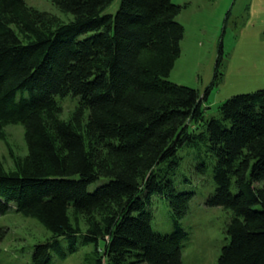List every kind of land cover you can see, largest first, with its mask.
Masks as SVG:
<instances>
[{
	"label": "trees",
	"instance_id": "1",
	"mask_svg": "<svg viewBox=\"0 0 264 264\" xmlns=\"http://www.w3.org/2000/svg\"><path fill=\"white\" fill-rule=\"evenodd\" d=\"M51 1L72 18L0 0V139L5 125L21 123L27 146L14 168L0 161V214L13 206L51 233L30 264L89 243L93 264H182L180 219L194 195L175 184L184 146L213 160L206 204L232 213L216 264H264V86L226 98L206 119L218 67L202 96L168 79L183 5L120 0L106 13L113 0ZM67 95L77 102L62 118L57 97ZM153 194L168 200V233L151 227Z\"/></svg>",
	"mask_w": 264,
	"mask_h": 264
},
{
	"label": "rangeland",
	"instance_id": "2",
	"mask_svg": "<svg viewBox=\"0 0 264 264\" xmlns=\"http://www.w3.org/2000/svg\"><path fill=\"white\" fill-rule=\"evenodd\" d=\"M39 10H45L62 21L72 18L61 11L51 0H25ZM120 0L104 10L114 13ZM183 5L176 20L184 27L180 41V54L175 59L168 79L177 84L198 90L202 96L210 86L215 67L221 72L220 81L213 85L203 102L204 117L218 114L220 104L228 97L255 90L264 81V0H172ZM219 62V63H218ZM67 118L77 102V97H57ZM0 139V161L5 169L15 167V161L27 154L24 126L9 123L4 126ZM178 154L175 184L178 190H191L193 197L180 223L186 230L181 240L182 264H216L223 245L229 238L226 227L232 213L223 206H208L207 196L212 192V162L198 147H182ZM106 181L102 177L88 185L93 190ZM264 184V182H261ZM151 227L154 231L168 233L173 229L168 200L153 194L149 205ZM70 215H73L70 211ZM82 231L87 222L77 216ZM0 228L5 234L0 238V264H30L34 245L50 237L51 233L36 218L24 216L15 207L0 214ZM67 246V239H62ZM101 252L104 242L98 240ZM96 252L93 243L79 244L76 251L61 258L56 255L50 264H93Z\"/></svg>",
	"mask_w": 264,
	"mask_h": 264
},
{
	"label": "crops",
	"instance_id": "3",
	"mask_svg": "<svg viewBox=\"0 0 264 264\" xmlns=\"http://www.w3.org/2000/svg\"><path fill=\"white\" fill-rule=\"evenodd\" d=\"M261 84L259 85V87L264 86V81L260 82Z\"/></svg>",
	"mask_w": 264,
	"mask_h": 264
}]
</instances>
